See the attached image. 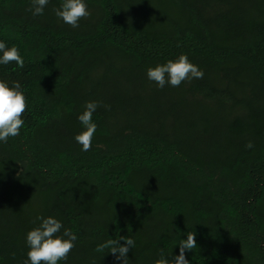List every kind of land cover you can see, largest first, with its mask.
<instances>
[{
  "label": "trees",
  "instance_id": "trees-1",
  "mask_svg": "<svg viewBox=\"0 0 264 264\" xmlns=\"http://www.w3.org/2000/svg\"><path fill=\"white\" fill-rule=\"evenodd\" d=\"M29 2L0 0V39L24 57L0 79L26 96L24 126L0 143V264H23L37 214L77 234L59 264H118L97 251L117 235L135 240L131 264H153L187 231L190 264H264V0H88L75 29L60 0L36 17ZM181 53L203 78H146ZM88 100L110 108L81 151Z\"/></svg>",
  "mask_w": 264,
  "mask_h": 264
},
{
  "label": "clouds",
  "instance_id": "clouds-1",
  "mask_svg": "<svg viewBox=\"0 0 264 264\" xmlns=\"http://www.w3.org/2000/svg\"><path fill=\"white\" fill-rule=\"evenodd\" d=\"M49 3L50 0H30L28 11L34 17L41 16ZM53 13L61 23L73 29L78 28L81 18L90 15L88 0H60L59 5L53 8ZM12 62L17 68L24 67V57L16 45L9 46L0 39V65L7 66ZM145 75L157 88H164L166 85L180 86L183 81L193 78H203L204 71L189 60L187 53H181L175 59L149 66ZM100 106L105 110L110 108V105H102L100 101H85L83 111L76 116L82 130L76 133L73 139L80 145L81 151H87L92 146L93 136L98 127L93 114ZM25 108L26 96L20 81L9 82L7 79H0V143L19 135L25 123L22 117ZM245 147L252 148L253 142L249 140ZM33 223L35 226L29 229L24 237L28 250L23 264H59L60 261L67 260L68 253L75 247L77 234L53 215L37 214ZM184 235L186 239H180L179 235L175 242L179 250L177 255H172V252L166 254L161 249L153 264H190L185 258V252L197 247L196 233L187 231ZM134 246L135 240L132 236L117 235L101 242L97 246V251L107 249V253H111L118 264H131L127 254Z\"/></svg>",
  "mask_w": 264,
  "mask_h": 264
}]
</instances>
